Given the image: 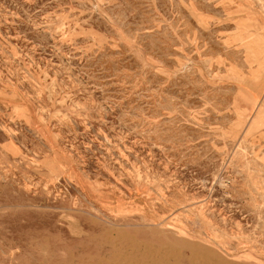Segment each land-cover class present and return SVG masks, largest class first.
Returning <instances> with one entry per match:
<instances>
[{"label":"rangeland","instance_id":"374dc122","mask_svg":"<svg viewBox=\"0 0 264 264\" xmlns=\"http://www.w3.org/2000/svg\"><path fill=\"white\" fill-rule=\"evenodd\" d=\"M257 3L0 0V264H264Z\"/></svg>","mask_w":264,"mask_h":264},{"label":"bare ground","instance_id":"6f19581e","mask_svg":"<svg viewBox=\"0 0 264 264\" xmlns=\"http://www.w3.org/2000/svg\"><path fill=\"white\" fill-rule=\"evenodd\" d=\"M250 1V0H249ZM255 1H257L258 3L257 4H263V6H264V0H255ZM253 4H256V3H253ZM264 8V7H263ZM263 10V9H262ZM261 11V10H260ZM263 12V11H262ZM261 12V13H262ZM264 15V14H263ZM140 245H142V244H140ZM146 250V249H145ZM155 253V252H154ZM172 253H174V252H172ZM153 254V253H152ZM152 254H151V256H152ZM146 256H147V254H146ZM146 256H144V257H146ZM209 256V255H208ZM161 257V256H160ZM188 257V256H187ZM192 258H193V256H191ZM164 258V257H163ZM144 259V258H143ZM152 259V258H151ZM165 259H166V257H165ZM153 261V260H152ZM159 261H160V259H159ZM188 261V264H195L194 263V261H193V259H189V260H187ZM161 262V261H160ZM159 262V263H160ZM178 262V261H177ZM176 262V263H177ZM171 264H172V262H170ZM170 263H168V264H170ZM210 263V261H209V259L208 258H201V260H200V264H209ZM156 264H158V263H156ZM163 264V263H162Z\"/></svg>","mask_w":264,"mask_h":264},{"label":"crops","instance_id":"0c3cea01","mask_svg":"<svg viewBox=\"0 0 264 264\" xmlns=\"http://www.w3.org/2000/svg\"><path fill=\"white\" fill-rule=\"evenodd\" d=\"M249 110L252 111V110H256V108L254 107V103H252L250 106H249Z\"/></svg>","mask_w":264,"mask_h":264}]
</instances>
